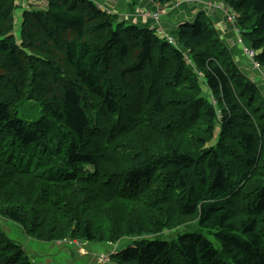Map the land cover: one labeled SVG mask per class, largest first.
Returning <instances> with one entry per match:
<instances>
[{
	"label": "trees",
	"instance_id": "16d2710c",
	"mask_svg": "<svg viewBox=\"0 0 264 264\" xmlns=\"http://www.w3.org/2000/svg\"><path fill=\"white\" fill-rule=\"evenodd\" d=\"M15 1L0 0V216L47 243L131 239L117 264H264V96L207 13L177 47L47 0L16 40ZM217 1L264 68V0ZM0 264H33L1 228Z\"/></svg>",
	"mask_w": 264,
	"mask_h": 264
},
{
	"label": "crops",
	"instance_id": "0c3cea01",
	"mask_svg": "<svg viewBox=\"0 0 264 264\" xmlns=\"http://www.w3.org/2000/svg\"><path fill=\"white\" fill-rule=\"evenodd\" d=\"M88 1H91L110 14L117 15L122 22H126L129 25L131 23L139 27L150 28L151 30L155 29L159 36L160 34L161 36L169 35L174 37V39H177V30L180 24L194 21L196 15L204 11L212 19L215 28L219 29L223 36L224 45L230 48L234 60L241 71L259 87L264 96V68L260 70L254 69L251 60H249L245 54H242V51L250 46L240 38V29L238 25L232 22L233 25H231L228 22L227 15L219 5L215 4L214 0H178L166 6H163L158 0ZM47 6V0H41V7L45 9ZM157 12L161 13L158 20L154 17V14ZM144 14L146 16H144ZM221 24L224 29L220 28ZM233 29L237 34V39L235 38ZM238 45H241L242 48L239 49ZM48 262L51 263L50 260H48Z\"/></svg>",
	"mask_w": 264,
	"mask_h": 264
},
{
	"label": "rangeland",
	"instance_id": "374dc122",
	"mask_svg": "<svg viewBox=\"0 0 264 264\" xmlns=\"http://www.w3.org/2000/svg\"><path fill=\"white\" fill-rule=\"evenodd\" d=\"M15 5L16 10L14 12V36L16 40H19L23 13L27 10L44 8L41 7V0H16ZM227 19L228 22L233 25L229 17H227ZM221 27L222 29H224L222 24ZM216 32L218 33L220 40L223 42V36L220 33L219 29H217ZM233 33L235 35V38L237 39L238 37L234 29ZM243 40L246 43V40L244 38ZM238 48L241 49L242 46L238 45ZM20 116L35 118L36 112H34L33 110H27L25 108L21 111ZM0 228L9 239L22 244L26 251H28L30 261H34V263L36 264H117L115 261L109 260L112 252L124 250L128 248L132 243L131 239H125L117 244H105L100 242L82 243L80 241H77V245L75 243H72V241L70 240L60 241L57 243L37 241L35 239L28 238L20 224L11 220H7L1 216ZM195 228L196 225H193L191 227H181L180 229H176L173 231L166 230L163 233L151 236L148 239L159 241H174L177 240L179 236L194 231ZM200 232L204 234L216 248H220L216 237L210 236L208 233L202 230H200ZM103 259H106V262H104ZM48 260H50L51 263L48 262Z\"/></svg>",
	"mask_w": 264,
	"mask_h": 264
},
{
	"label": "built area",
	"instance_id": "2783aa9c",
	"mask_svg": "<svg viewBox=\"0 0 264 264\" xmlns=\"http://www.w3.org/2000/svg\"><path fill=\"white\" fill-rule=\"evenodd\" d=\"M155 17L158 19V15H155ZM244 51H245L246 55L248 56V58H250V60L252 61L254 68L260 69L261 65L254 60L256 53L252 50H249V49H245Z\"/></svg>",
	"mask_w": 264,
	"mask_h": 264
},
{
	"label": "bare ground",
	"instance_id": "6f19581e",
	"mask_svg": "<svg viewBox=\"0 0 264 264\" xmlns=\"http://www.w3.org/2000/svg\"><path fill=\"white\" fill-rule=\"evenodd\" d=\"M239 34V33H238ZM249 48V47H248ZM79 243V242H78ZM83 243V242H82Z\"/></svg>",
	"mask_w": 264,
	"mask_h": 264
}]
</instances>
